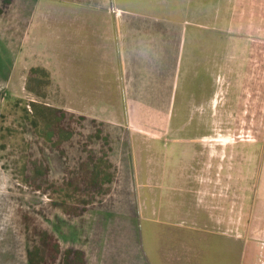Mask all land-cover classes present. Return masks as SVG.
Masks as SVG:
<instances>
[{
	"label": "crops",
	"instance_id": "1",
	"mask_svg": "<svg viewBox=\"0 0 264 264\" xmlns=\"http://www.w3.org/2000/svg\"><path fill=\"white\" fill-rule=\"evenodd\" d=\"M6 11L0 41L14 56L0 77L46 68L50 105L112 142L136 196L134 264H264V0Z\"/></svg>",
	"mask_w": 264,
	"mask_h": 264
},
{
	"label": "rangeland",
	"instance_id": "2",
	"mask_svg": "<svg viewBox=\"0 0 264 264\" xmlns=\"http://www.w3.org/2000/svg\"><path fill=\"white\" fill-rule=\"evenodd\" d=\"M1 5L0 0L3 12ZM8 5L0 23L7 24ZM0 45V65L7 58V68L14 55ZM30 69L27 78L0 77V264H32V251L52 263L44 230L62 250L81 249L85 264H134L136 196L128 175H115L107 184L103 174L94 180L92 167L82 164L87 158L79 154L82 133L90 141L89 134L101 135L103 127L79 126L66 109L68 114L58 117L50 105L55 95L47 92L49 85L29 80ZM101 137L110 155L113 144ZM35 166L46 173L38 175Z\"/></svg>",
	"mask_w": 264,
	"mask_h": 264
},
{
	"label": "trees",
	"instance_id": "3",
	"mask_svg": "<svg viewBox=\"0 0 264 264\" xmlns=\"http://www.w3.org/2000/svg\"><path fill=\"white\" fill-rule=\"evenodd\" d=\"M1 1H2L1 11H4L5 10L4 8L8 5L10 0H1ZM30 79L31 80L35 79L42 86H47L50 83V73L44 67L41 66L32 67L29 71V80ZM39 93L40 92H37V94ZM44 93L45 92L43 91L42 94ZM46 108L48 110H51L52 112V109L50 107H46ZM53 111H57L59 115L58 117L62 116V113H65V115L68 114L67 111L60 108L53 109ZM70 115L73 120H77L76 122L79 123V126L94 127L95 125H97L94 119H89L86 116L77 115L74 113H70ZM48 116L50 118L52 114H49ZM90 132L91 130L88 133ZM93 132L94 133L89 134V137H91V139L89 138L90 141L86 140L87 137H85L83 133L81 135V139L79 140V146H78L79 154L82 159L87 158L88 160V161H84L82 164L83 165L87 164V166L90 168L92 167V173L96 174L93 177L94 180L99 179V175L103 174L102 179L104 184L111 183L115 177V168L110 160L111 157L109 155V152H106L105 150L103 151L104 145H102V143H106V142L102 140L101 137L102 134L100 135L97 134L95 131ZM94 143L95 144L97 143V145H94ZM35 172L38 173V175H41L46 173V169H44V167L42 166L36 167ZM104 189L106 190V188ZM66 211L68 212V214H73L69 209H66ZM44 231L46 234V244L48 245L49 249L52 250V253H50V255L54 261H52V263L45 262V260L42 261V257L39 254H37V252L30 251L31 252L30 258L32 260V264H85L86 263L85 254L81 249L66 248L62 250L55 235L53 233L46 232V230Z\"/></svg>",
	"mask_w": 264,
	"mask_h": 264
}]
</instances>
